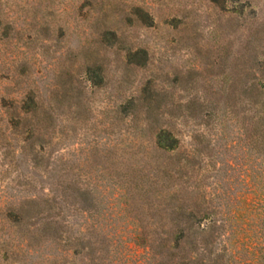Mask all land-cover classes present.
Segmentation results:
<instances>
[{"label":"rangeland","instance_id":"rangeland-1","mask_svg":"<svg viewBox=\"0 0 264 264\" xmlns=\"http://www.w3.org/2000/svg\"><path fill=\"white\" fill-rule=\"evenodd\" d=\"M263 105L264 0H0V264H154L160 125L189 160L163 192L262 249Z\"/></svg>","mask_w":264,"mask_h":264},{"label":"trees","instance_id":"trees-1","mask_svg":"<svg viewBox=\"0 0 264 264\" xmlns=\"http://www.w3.org/2000/svg\"><path fill=\"white\" fill-rule=\"evenodd\" d=\"M86 60L89 62L90 58ZM85 70L89 71L90 67L87 65ZM66 76L71 83L72 76L69 73H66ZM256 91L252 89V92ZM37 98L38 95L33 90L21 98L17 114L26 116L23 120L25 125L29 124L31 119L40 123L41 105ZM160 126L149 141L154 150L153 170L158 179L156 185L159 184V187L149 191L154 205L148 206H152L156 211L153 222L157 229L151 234L144 231L140 233L143 242L151 240L149 247L153 251L154 264H264V247L254 252L255 243L251 241L244 243L242 238L240 249L234 251L232 236L224 237L223 226H217L216 221L212 219L206 225L207 216L197 197L192 198L189 192L183 190L171 194L163 192V188L167 187L172 178L170 170L178 176L177 178L187 174V169L183 167H186L184 162L189 163V160L187 155L180 153L181 140L164 127L165 125ZM255 128L258 132L259 128L257 126ZM251 142L253 148L264 155V133H252ZM164 178L167 185L159 181ZM141 192V196H148L146 190L142 189ZM259 217L264 222V210L259 212ZM262 239L264 241V232Z\"/></svg>","mask_w":264,"mask_h":264}]
</instances>
